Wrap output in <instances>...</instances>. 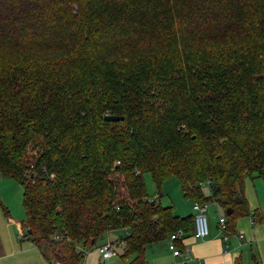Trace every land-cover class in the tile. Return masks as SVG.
Masks as SVG:
<instances>
[{"label": "trees", "instance_id": "trees-1", "mask_svg": "<svg viewBox=\"0 0 264 264\" xmlns=\"http://www.w3.org/2000/svg\"><path fill=\"white\" fill-rule=\"evenodd\" d=\"M146 173L220 206L225 236L249 213L264 0H0V174L22 185L28 239L50 264H82L122 229L120 259L145 264L148 245L194 230L148 196Z\"/></svg>", "mask_w": 264, "mask_h": 264}, {"label": "crops", "instance_id": "crops-1", "mask_svg": "<svg viewBox=\"0 0 264 264\" xmlns=\"http://www.w3.org/2000/svg\"><path fill=\"white\" fill-rule=\"evenodd\" d=\"M244 196L249 213L236 219L234 232L226 238L219 228V218L223 217L224 210L211 202L206 204V212L210 210V215L209 234L205 238H196L192 232L184 233L178 247L181 250L179 256H174L168 248V239L152 243L146 247L145 264H264V180L247 176ZM194 204L188 199L186 206L175 215L194 216ZM3 207L5 210L2 208L3 216H0V264H50L42 250L28 239L21 221L10 215V208Z\"/></svg>", "mask_w": 264, "mask_h": 264}, {"label": "rangeland", "instance_id": "rangeland-1", "mask_svg": "<svg viewBox=\"0 0 264 264\" xmlns=\"http://www.w3.org/2000/svg\"><path fill=\"white\" fill-rule=\"evenodd\" d=\"M3 176L0 174V178ZM144 182L146 186V191L148 196L160 202L164 206H172L173 213H179L181 208L186 206L188 199L183 197L182 190L178 179L175 176L169 177L162 182L160 187H158L153 181L150 174L146 173L144 175ZM205 196L210 193L209 187L206 185L202 189ZM2 195V196H1ZM0 216L2 217L3 209L1 204L7 208H10V215L19 221L25 220L26 214L23 207V188L22 185L9 178H4L0 181ZM7 203V204H6ZM211 204V202H209ZM207 218H209L210 210L206 212ZM126 234L125 230H113L103 234L94 245L84 249L82 264H124V261L120 259V254L123 251V247L118 244V242L113 243V247L116 251V255L109 259H102L99 252V247L105 243L107 240H115L118 237H123ZM164 240L158 241L156 243L162 242Z\"/></svg>", "mask_w": 264, "mask_h": 264}, {"label": "built area", "instance_id": "built-area-1", "mask_svg": "<svg viewBox=\"0 0 264 264\" xmlns=\"http://www.w3.org/2000/svg\"><path fill=\"white\" fill-rule=\"evenodd\" d=\"M119 164V162H116ZM193 209L195 211L194 214V230H193V236L196 238H205L209 234V226H208V218L206 215V204H198L195 203L193 206ZM219 228L221 232L224 229V218H219ZM184 231L182 229H177L175 232L171 233L168 237V248L172 251L174 256L181 255V250L176 246L175 241L178 239L183 238ZM226 238V236L224 235ZM118 242L120 246H124L125 241L123 238H118L116 240H107L105 243H103L99 247V252L101 254L102 259H109L113 256H115L117 253L113 247V243Z\"/></svg>", "mask_w": 264, "mask_h": 264}, {"label": "water", "instance_id": "water-1", "mask_svg": "<svg viewBox=\"0 0 264 264\" xmlns=\"http://www.w3.org/2000/svg\"><path fill=\"white\" fill-rule=\"evenodd\" d=\"M104 119L106 120H111V121H117L123 119V116H118V115H105ZM153 203V202H152Z\"/></svg>", "mask_w": 264, "mask_h": 264}]
</instances>
